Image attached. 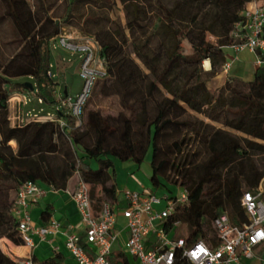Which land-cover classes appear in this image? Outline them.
<instances>
[{"label":"trees","instance_id":"trees-1","mask_svg":"<svg viewBox=\"0 0 264 264\" xmlns=\"http://www.w3.org/2000/svg\"><path fill=\"white\" fill-rule=\"evenodd\" d=\"M4 1L9 5L15 37L10 51L0 44V238L23 243L13 213L15 198L3 200L7 191L17 194L27 181L65 190L78 173L90 185L95 210L105 199L119 205L113 158L141 164L148 152L154 191L162 186L173 198L171 184L184 188L188 196L167 216V232L182 226L187 242L202 239L212 245L217 242L213 219L222 207L235 224L248 221V217L242 219V194L257 188L264 178V162L259 167L252 153L264 150V65L257 66L248 81L228 76L218 94L207 86V80L221 71L225 49L234 43L232 31L243 20L248 0H120L125 23L109 18L94 31L87 24L97 19L87 10L78 31L96 39L106 74L96 81L79 125L52 94L56 82L49 74L51 59L46 47L66 24L33 12L28 0ZM82 1L91 8L99 4L98 0H69L67 16ZM107 3L111 8L116 2ZM207 59L211 68L203 70L202 62ZM22 77L33 79L34 93L57 108L56 118L12 124L9 98L13 92L29 90L19 80ZM94 94L118 98L119 110L111 113L91 107ZM186 104L247 137H236L194 117ZM187 127L192 136L187 137ZM92 160L97 168L91 167ZM224 169L235 174L241 185L231 183L226 197H221ZM170 170L175 174L173 180ZM50 215L48 207L42 217ZM110 261L129 264L122 252ZM57 263L52 258L43 264ZM0 264L17 261L0 247ZM174 264L190 262L178 252Z\"/></svg>","mask_w":264,"mask_h":264},{"label":"built area","instance_id":"built-area-1","mask_svg":"<svg viewBox=\"0 0 264 264\" xmlns=\"http://www.w3.org/2000/svg\"><path fill=\"white\" fill-rule=\"evenodd\" d=\"M243 16V20L236 23L232 31L234 43L228 47L234 50L235 55L232 60H226L223 63L225 72L232 69L238 53L244 50H249L256 55L257 66L264 65V0H248ZM76 37L64 30L57 36L56 41L68 50L80 54L79 74L83 79L81 90L74 96L70 94H66L65 97L58 96L60 106L67 108L76 119V124L79 125L84 106L98 78L106 74V67L104 59L99 55L96 39L80 34ZM49 74L53 75L50 71ZM29 118L25 120L21 114L16 117V123L32 119L41 120L38 115ZM60 123L62 126L65 124L64 121ZM50 188L56 190L53 187ZM182 189L181 194L173 198L168 195L159 196L150 191L130 190L124 194L127 206L120 211L127 220L129 231L125 249L138 259V264H174L178 252L190 264H236L242 256L254 255L255 247L264 242L263 182L254 190L244 191L242 194L241 205L247 214V222L242 225L235 224L227 208L222 207L218 211L213 219L217 242L212 245L202 239L187 242L183 235L172 239L164 229L165 220L175 206L187 201V192L184 188ZM46 191V187L41 183L27 181L19 188L15 196L13 213L18 221L23 243L29 246H34L32 233H37L44 239L49 233L57 232L61 228V223L53 218L48 225L39 226L32 221L30 205L42 197ZM67 191L81 214L86 241L93 244L96 250L92 254L88 253L79 242L77 235L65 231L67 248L78 264H112L110 256L112 244L117 238L114 226L119 211L118 206L105 199L95 210L90 197V185L82 179H79L75 189H67ZM163 201L164 208L157 209L156 206ZM151 232L156 233L157 241L155 247L149 248L145 241ZM17 264L36 263L29 257Z\"/></svg>","mask_w":264,"mask_h":264},{"label":"rangeland","instance_id":"rangeland-1","mask_svg":"<svg viewBox=\"0 0 264 264\" xmlns=\"http://www.w3.org/2000/svg\"><path fill=\"white\" fill-rule=\"evenodd\" d=\"M98 1L99 4L96 5V7L94 8H91L90 5H88L85 1L78 2L79 3L78 10H75L76 12L74 14L67 16L69 0H28L30 4L29 6L31 7L33 12H37V13L39 12L42 16L45 17L50 16L51 18L54 19V21L57 20L63 22L64 24H66V29H65L66 33H71L74 37L79 36L80 34L78 29L80 30L81 27L83 26L81 23L84 22V17L86 14L85 12L87 10H90L91 14L93 13L95 18L97 19L96 23L91 22L87 24L89 29L92 31L96 30V28H98L99 26H104L105 24H107L109 22V18L116 19L121 24L125 23V11L123 8V4L120 0H115L116 3L111 8L107 3V0H98ZM8 10H9L8 3L4 0H0V16L2 14H5L3 20L1 19L0 22V44L4 46L5 50L10 51L14 48L12 40L15 37V29L13 26L12 16L7 13ZM210 39L212 41H215V38L213 36H210ZM138 40L141 41L142 39L139 38ZM46 49H49V56L51 59L50 72L53 74L52 76L56 82L55 86L52 87L53 89L52 94L55 96L63 95L64 89L67 86L69 94L74 96L81 90V87L83 85V79L79 74L80 54L68 50L67 48L61 46L57 41L50 42L49 45L46 47ZM187 50L191 51L192 49L189 47L187 48ZM233 51L234 50L230 47L226 48L225 50L226 60L233 59L235 55ZM238 55H239V60L233 63V68L239 66L241 75H243V77L245 78L252 77L254 73V67L252 64L253 63L252 55L248 54L247 51H242L238 53ZM137 60L139 61V59ZM202 68L203 70H205L204 61L202 62ZM221 71H223L222 66H221ZM232 73L233 71L230 70L228 72H225V76L223 78H218L217 75H215L212 78H209L207 80V86L209 90L214 94H218V92L224 86L226 78L228 76H233ZM204 77L206 78V76ZM20 81L26 82L29 80L27 79V77H22L20 78ZM20 91H23L22 95L25 97L26 102H24V104L21 102V105H19V103L17 102L15 104V99H14L15 95L14 94L11 95V100H12L11 112L15 113V115L18 116L20 111L21 114L23 115V119L27 120L32 115L56 114L57 108L55 106L49 105L46 102L39 101L38 97L33 92L34 90L31 92L30 90L27 89L26 90L23 89ZM227 94L229 95L228 92ZM90 105L91 107H98L102 109L103 112L116 113L119 110L118 98L108 97L99 94L93 95L90 101ZM186 107L194 117L198 119H202L205 122H209L213 124L216 128L226 129L236 137H247V135L241 131H238L234 128H230L222 124L221 122L209 119L207 116H205L203 112H199L192 109L190 105L186 104ZM229 115L231 116V114ZM186 133H187V137L193 135L190 132L189 127H187ZM241 142L246 145L245 141L241 140ZM11 144L13 146H16L15 141H12ZM252 153L255 154L254 159L256 160V163L259 165V167L263 168L262 163L264 162V150L259 149ZM95 163L97 164V162ZM173 173H174L173 170L169 171L171 180L175 178V174ZM179 178L180 177H178L177 179L179 180ZM223 179L225 180L224 191L221 197H226L227 190L231 183L234 182L237 187L238 185H241L240 180H238V177L235 174L228 173L227 169L223 170ZM169 186L173 190L175 196H179L183 191V189L180 187H175L174 185L171 184ZM160 190L156 189L155 191V193L159 196H163L162 195L163 192L169 193V191L162 186L160 187ZM7 194L8 197L4 196L3 200H8L9 202H11L16 196V191L14 190H12L11 192L7 191ZM236 195H239V193H236ZM122 206H124V204H122ZM242 219L244 221H247V216L244 212L242 213ZM186 231L187 230L184 227L179 226L171 229L168 232V236L173 239L178 235H184Z\"/></svg>","mask_w":264,"mask_h":264},{"label":"crops","instance_id":"crops-1","mask_svg":"<svg viewBox=\"0 0 264 264\" xmlns=\"http://www.w3.org/2000/svg\"><path fill=\"white\" fill-rule=\"evenodd\" d=\"M226 50V49H225ZM248 54L253 57V67L254 73L252 77H243L240 72L239 66L233 68L232 66V75L241 80H251L254 77L257 65H256V55L249 51ZM233 53H235L233 51ZM237 60H239V55H237ZM226 55L222 59V65L226 61ZM205 70H209L211 68L210 60H204ZM209 65V66H208ZM225 76V71H220L217 74L218 78H223ZM32 79L28 77L27 79L30 82ZM20 80V79H19ZM32 83V82H31ZM224 83V82H223ZM34 86V85H33ZM34 90V89H33ZM33 90H30L33 91ZM65 90H68L67 86ZM23 91L13 92L15 104L16 102L21 105V102L24 104L26 102L25 97L22 95ZM34 92V91H33ZM69 93V92H68ZM11 94V95H12ZM11 96L9 98V111H10V119L12 124L16 123L15 113L11 112ZM21 115L19 111L18 116ZM34 116V115H32ZM42 119L56 118V114H48V115H38ZM30 119V118H29ZM114 166H115V178L113 182L116 183L118 188V199L120 204L117 205L118 214L116 218V223L114 226V231L117 233V238L112 244V253L110 259H115L116 255L120 252L125 253L128 258L129 264H138V259L132 255H130L125 249V243L129 236V231L127 228V220L122 215L120 209L127 206V200L124 199V194L130 190L136 191H150L154 192V186L151 183V178L153 174L152 169V157L151 153L148 152L145 160L141 164H137L134 161H121L117 158H113ZM90 165L93 168H97V164L92 160L90 161ZM79 174L76 173L69 180L68 186L65 190H53L48 185H44L47 189L46 193L40 197L39 199L33 201L30 205V215L32 221L36 225H48L50 220L53 218L61 223V228L57 232L49 233L46 238H41L37 233H32L31 236L34 240V246H29L27 244H15L7 237L0 238V247L3 252L18 262L25 260L26 258L31 257L36 264H43L45 261L56 258L57 264H78L74 256L71 254L70 250L66 246V236L65 231L69 233H74L79 237V242L83 245L85 250L92 254L95 252L96 248L93 244H90L86 241V232L85 227L81 220V214L79 209L72 198V196L68 193L67 189L73 190L76 188V185L79 181ZM264 183V178L261 180ZM260 182V183H261ZM160 190V189H157ZM161 191V190H160ZM168 193H162L163 196H166ZM124 204V206H122ZM165 206V202L163 201L161 204L157 205V209H163ZM50 208L51 215L48 219H43L42 214L44 210ZM157 236L156 233L151 232L149 236L146 238L145 244L147 247L152 248L156 246ZM112 261V260H111ZM112 264H114L112 262ZM124 264V263H122ZM236 264H264V242L257 245L254 249V255L252 257L242 256L240 261Z\"/></svg>","mask_w":264,"mask_h":264},{"label":"water","instance_id":"water-1","mask_svg":"<svg viewBox=\"0 0 264 264\" xmlns=\"http://www.w3.org/2000/svg\"><path fill=\"white\" fill-rule=\"evenodd\" d=\"M26 85L28 86L29 90H33L34 86L31 82H26ZM65 93L67 94V90L65 91Z\"/></svg>","mask_w":264,"mask_h":264},{"label":"bare ground","instance_id":"bare-ground-1","mask_svg":"<svg viewBox=\"0 0 264 264\" xmlns=\"http://www.w3.org/2000/svg\"><path fill=\"white\" fill-rule=\"evenodd\" d=\"M209 66V65H208Z\"/></svg>","mask_w":264,"mask_h":264}]
</instances>
